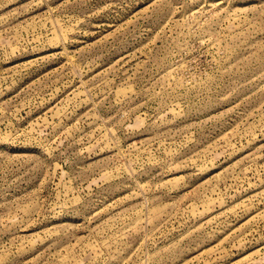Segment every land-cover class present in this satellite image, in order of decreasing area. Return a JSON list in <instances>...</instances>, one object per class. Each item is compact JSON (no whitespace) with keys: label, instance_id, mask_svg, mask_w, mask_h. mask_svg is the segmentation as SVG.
<instances>
[{"label":"rangeland","instance_id":"rangeland-1","mask_svg":"<svg viewBox=\"0 0 264 264\" xmlns=\"http://www.w3.org/2000/svg\"><path fill=\"white\" fill-rule=\"evenodd\" d=\"M0 264H264V0H0Z\"/></svg>","mask_w":264,"mask_h":264}]
</instances>
